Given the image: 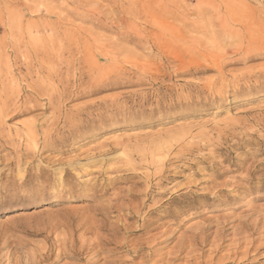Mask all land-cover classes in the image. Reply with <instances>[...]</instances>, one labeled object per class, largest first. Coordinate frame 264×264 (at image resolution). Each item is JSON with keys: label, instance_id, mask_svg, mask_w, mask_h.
<instances>
[{"label": "rangeland", "instance_id": "1", "mask_svg": "<svg viewBox=\"0 0 264 264\" xmlns=\"http://www.w3.org/2000/svg\"><path fill=\"white\" fill-rule=\"evenodd\" d=\"M263 45L264 0H0V264H264Z\"/></svg>", "mask_w": 264, "mask_h": 264}, {"label": "bare ground", "instance_id": "2", "mask_svg": "<svg viewBox=\"0 0 264 264\" xmlns=\"http://www.w3.org/2000/svg\"><path fill=\"white\" fill-rule=\"evenodd\" d=\"M159 9H160V8H159ZM174 16H175V15H174ZM174 16H173V17H174ZM152 17H153V16H152ZM183 17H184V16H183ZM156 21H157V20H156ZM165 21H166V20H165ZM159 22H160V21H159ZM159 26H160V25H159ZM157 27H158V26H157ZM251 30H252V29H251ZM244 31H245V30H244ZM256 31H258V30H256ZM251 32H252V31H251ZM225 33H226V32H225ZM227 33H228V31H227ZM253 33H254V32H253ZM262 33H263V31H262ZM239 34H240V33H239ZM76 35H77V34H76ZM80 35H81V34H80ZM85 35H86V34H85ZM229 35H231V34H229ZM246 35H248V34H246ZM253 35H255V34H253ZM261 35H262V34H261ZM62 36H63V35H62ZM67 36H68V35H67ZM82 36H83V34H82ZM232 36H233V35H232ZM241 36H242V35H241ZM249 36H250V35H249ZM249 36H248V37H249ZM255 36H257V34H256ZM258 36H260V35L258 34ZM258 36H257V37H258ZM56 37H57V34H56ZM77 37H78V36H77ZM226 37H229V36H226ZM234 37H235V36H234ZM85 38H86V37H85ZM85 38H84V39H85ZM88 38H89V37H88ZM229 38H230V37H229ZM229 38H228V39H229ZM239 38H240V37H239ZM244 38H245V37H244ZM254 38H255V37H254ZM74 39H76V38H74ZM223 39H224V38H223ZM240 39H241V38H240ZM262 39H263V37H262ZM61 40H62V39H61ZM65 40H66V39H65ZM78 40L81 41L80 39H78ZM89 40H90V38H89ZM89 40H88V41H89ZM91 40H92V38H91ZM97 40H98V39H97ZM245 40H246V38H245ZM259 40H260V39H259ZM85 41H87V40H85ZM65 42H67V41H65ZM76 42H77V40H76ZM251 42H252V41H251ZM253 42H254V41H253ZM255 42H256V40H255ZM260 42H261V41H260ZM74 43H75V42H74ZM77 43H78V42H77ZM79 43H80V42H79ZM79 43H78V44H79ZM89 43H90V41H89ZM80 44H82V43H80ZM90 44H91V43H90ZM92 44H93V43H92ZM99 44H100V43H99ZM247 44H248V43H247ZM258 44H259V43H258ZM66 45H67V44H66ZM69 45H70V44H69ZM70 46H71V45H70ZM70 46H68V47H70ZM251 46H252V45H251ZM255 46H258V45H255ZM259 46H261V45H259ZM72 47H73V46H72ZM72 47H71V48H72ZM76 47H77V46H76ZM79 47H80V46H79ZM81 47H82V46H81ZM88 47H89V45H88ZM91 47H92V46H91ZM91 47H90V48H91ZM93 47H94V45H93ZM93 47H92V48H93ZM99 47H100V46H99ZM263 47H264V45H263ZM74 49H75V48H74ZM81 49H82V48H81ZM83 49H84V48H83ZM98 49H99V48H98ZM101 49H103V48L101 47ZM244 49H245V48H244ZM95 50H96V49H95ZM238 50H239V49H238ZM238 50H237V51H238ZM256 50H258V48H257ZM77 51H78V50H77ZM77 51H75V52H77ZM97 51H99V50H97ZM103 51H104V49H103ZM260 51H261V50H260ZM263 51H264V49H263ZM70 52H71V51H70ZM99 52H100V51H99ZM68 53H69V52H68ZM72 53H73V51H72ZM104 53H105V52H104ZM244 53H245V52H244ZM257 53H258V52H257ZM77 54H78V53H77ZM88 54H89V53H88ZM92 54H93V53H92ZM96 54H97V53H96ZM237 54H238V53H237ZM242 54H243V53H242ZM258 54H259V53H258ZM260 54H261V53H260ZM71 55H72V54H71ZM71 55H70V58H71ZM86 55H87V54H86ZM234 55H235V54H234ZM254 55H255V54H254ZM262 55H263V54H262ZM57 56H59V55H57ZM109 56H110V55H109ZM243 56H244V55H243ZM245 56H246V55H245ZM59 57H60V56H59ZM72 57H73V56H72ZM95 57H96V56H95ZM49 58H50V57H49ZM56 58H57V57H56ZM67 58H68V57H67ZM86 58H87V57H86ZM89 58H90V57H89ZM93 58H94V57H93ZM104 58H105V57H104ZM107 58H108V57H107ZM111 58H112V57H111ZM58 59H59V58H58ZM74 59H75V58H74ZM94 59H95V58H94ZM244 59H245V58H244ZM92 60H93V59H92ZM95 60H97V59H95ZM64 61H65V59H64ZM64 61H63V62H64ZM70 61H71V60H70ZM88 61H89V60H88ZM56 62H58V61H56ZM67 62H68V61H67ZM47 63H48V62H47ZM49 63H50V62H49ZM92 63H93V62H92ZM169 63H170V61H169ZM172 63H173V62H171V64H172ZM28 64H29V63H28ZM69 64H70V63H69ZM69 64H68V65H69ZM173 64H174V63H173ZM30 65H31V64H30ZM52 65H53V64H52ZM87 65H88V64H87ZM98 65H99V64H98ZM161 65H162V64H161ZM182 65H183V64H182ZM187 65H188V64H187ZM192 65H193V64H192ZM22 66H23V65H22ZM25 66H26V64H25ZM27 66H28V65H27ZM31 66H32V65H31ZM31 66H30V68L32 69ZM163 66H165V65H163ZM163 66H162V67H163ZM167 66H168V65H167ZM198 66H199V65H198ZM28 67H29V66H28ZM50 67H51V66H50ZM52 67H53V66H52ZM68 67H69V66H68ZM73 67L75 68V66H73ZM83 67H84V66H83ZM83 67H82V68H83ZM171 67H173V66H171ZM182 67H183V66H182ZM190 67H192V66H190ZM195 67H196V65H195ZM201 67H202V66H201ZM213 67H214V66H213ZM220 67H221V66H220ZM9 68H10V67H9ZM80 68H81V67H80ZM84 68H85V67H84ZM160 68H161V67H160ZM175 68H176V67H175ZM19 69H20V68H19ZM19 69H18V70H19ZM27 69H28V68H27ZM165 69H166V67H165ZM172 69H173V68H172ZM172 69H171V70H172ZM195 69H196V68H195ZM197 69H199V67H198ZM260 69H261V68H260ZM20 70H21V69H20ZM25 70H26V68H25ZM28 70H29V69H28ZM28 70H27L26 72H28ZM73 70H74V69H73ZM76 70H77V69H76ZM78 70H79V68H78ZM199 70H200V69H199ZM263 70H264V69H263ZM167 71H168V70H167ZM167 71H166V72H167ZM169 71H170V70H169ZM174 71H175V70H174ZM193 71L196 72V71H198V70H194V68H193ZM193 71H191V72L193 73ZM201 71H202V70H201ZM94 72H95V71H94ZM176 72H177V71H176ZM185 72H186V71H185ZM185 72L183 71V73H185ZM219 72H220V71H219ZM80 73H82V72L80 71ZM80 73L78 72L79 75H80ZM85 73H86V70H85ZM172 73H173V71H172ZM187 73H189L188 69H187ZM187 73H186V74H187ZM196 73H197V72H196ZM28 74H29V73H28ZM165 74H166V73H165ZM177 74H178V73H177ZM180 74H181V73H180ZM81 75H82V74H81ZM175 75H176V74H175ZM191 75H192V74H191ZM83 76H84V75H83ZM91 76H92V75H91ZM100 76H101V75H100ZM100 76H99V77H100ZM147 76H148V75H147ZM157 76H158V75H157ZM166 76H167V75H166ZM189 76H190V74H189ZM78 77H79V76H78ZM84 77H85V76H84ZM95 77H96V76H95ZM160 77H161V76H160ZM160 77H159V78H160ZM162 77H163V76H162ZM162 77H161V78H162ZM177 77H178V76H177ZM179 77H180V76H179ZM24 78H25V77H24ZM24 78H23V79H24ZM80 78H81V77H80ZM86 78H87V77H86ZM102 78H103V77H102ZM144 78H145V77H144ZM81 79H82V78H81ZM81 79H80V80H81ZM106 79H108V78H106ZM147 79H148V78H147ZM73 80H74V79H73ZM109 80H110V78H109ZM23 81H24V80H22V82H23ZM25 81H26V80H25ZM103 81H104V80H103ZM112 81H113V80H112ZM112 81H110V83H111ZM122 81H123V80H122ZM143 81H144V79H143ZM145 81H146V80H145ZM158 81H159V80H158ZM107 82H108V81H107ZM148 82H150V81H148ZM66 83H67V82H66ZM69 83H71V82H69ZM77 83H78V80H77ZM80 83H82V82H79V84H80ZM101 83H102V82H100V84H101ZM105 83H106V82H105ZM151 83H152V82H151ZM153 83H155V81H154ZM209 83H210V82H209ZM25 84H26V83H25ZM29 84H30V83H28L27 87L29 86ZM35 84H36V83H35ZM98 84H99V83H98ZM100 84H99V85H100ZM103 84H104V83H103ZM108 84H109V83H108ZM112 84H113V83H112ZM38 85H39V84H38ZM38 85H36V86H38ZM62 85H63V83H62ZM66 85H67V84H66ZM74 85H75V84H74ZM89 85H90V83H89ZM110 85H111V84H110ZM113 85H114V84H113ZM40 86H43V85L40 84ZM48 86H49V85H48ZM70 86H71V85H70ZM95 86H98V85L95 84ZM152 86H153V85H152ZM209 86L211 87V85H209ZM29 87H31V85H30ZM29 87H28V89H29ZM34 87H35V86H34ZM71 87H73V86H71ZM74 87H75V86H74ZM102 87H104V86H102ZM109 87H110V86H109ZM207 87H208V86H207ZM31 88H33V87H31ZM35 88H37V87H35ZM35 88H34V89H35ZM38 88H40V87L38 86ZM42 88H43V87H42ZM44 88H47V87H44ZM44 88H43V89H44ZM65 88H66V87H65ZM65 88H64V89H65ZM80 88H81V86L79 87V89H80ZM99 88H100V87H99ZM204 88H205V87H204ZM40 89H41V88H40ZM40 89H39V90H40ZM48 89H49V88H48ZM69 89H70V88H69ZM69 89H68V90H69ZM88 89H90V88H88ZM96 89H98V87H97ZM208 89H209V88H207V90H208ZM29 90H30V89H29ZM35 90H36V89H35ZM84 90H85V89H84ZM31 91H34V90L32 89ZM36 91L38 92V89H37ZM43 91H44V90H43ZM46 91H47V89H46L44 92H46ZM48 91H49V90H48ZM66 91H67V89H66ZM66 91H65V92H66ZM70 91H71V90H70ZM97 91H98V90H97ZM97 91H94V88H92L91 91L89 90L88 93H89V94H93V93H95V92H97ZM34 92H35V91H34ZM74 92H75V89H74ZM77 92H78V91H77ZM39 93H40V92H39ZM63 93H64V91H63ZM66 93L69 94V91L66 92ZM71 93H73V92H71ZM88 93H87V95H89ZM98 93H99V92H98ZM98 93H97V94H98ZM156 93H157V92H156ZM36 94H37V93H36ZM46 94H47V93H46ZM68 94H66V96H67ZM73 94H74V93H73ZM75 94H76V93H75ZM75 94H74V95H75ZM37 95H38V94H37ZM39 95H40V96H41V95H45V93H44V94H43V93H42V94L40 93ZM70 95H71V94H70ZM80 95H81V94H80ZM83 95H84V94H83ZM33 96H34V95H33ZM40 96H39V97H40ZM45 96H46V95H45ZM47 96H48V95H47ZM47 96H46V97H47ZM60 97H61V96H60ZM70 97H71V96H70ZM73 97H74V96H73ZM80 97H81V96H80ZM80 97H79V98H80ZM82 97H83V96H82ZM25 98H26V97H25ZM30 98H31V97H30ZM48 98H49V97H48ZM74 98H75V97H74ZM8 99H9V98H8ZM22 99H24V98L22 97ZM27 99H28V98H27ZM27 99H26V100H27ZM19 100H20V99H19ZM19 100H18V101H19ZM24 100H25V99H24ZM29 100H30V99H29ZM51 100H52V99H51ZM20 101H21V100H20ZM22 101H23V100H22ZM49 101H50V100H49ZM23 102H24V101H23ZM29 102H30V101L27 100V103H29ZM156 102H157V101H156ZM8 103H9V102H8ZM15 103H16V102H15ZM17 103H18V102H17ZM18 104H19V103H18ZM21 104H22V103H21ZM23 104H24V103H23ZM92 104H93V103H92ZM97 104H99V102H98ZM1 105H2V104H1ZM13 105H15V104H13ZM89 105H90V103H89ZM89 105H88V107H89ZM6 106H9V105H6ZM25 106H27V105H25ZM86 106H87V105H86ZM92 106H93V105H92ZM94 106H95V104H94ZM9 107H10V106H9ZM90 107H91V106H90ZM96 107H97V106H96ZM12 108H14V110L16 109V107H14V106H13ZM19 108H21L20 104H19ZM82 108H83V107H82ZM91 108H92V107H91ZM91 108H90V109H91ZM2 109H3V111H6V110H7V108L5 109L4 107H2ZM2 109H1V110H2ZM4 109H5V110H4ZM25 109L27 110L26 107L24 108V110H25ZM11 110H12V109H11ZM17 110H18V107H17ZM85 110H86V109H85ZM87 110H88V109H87ZM7 111H8V110H7ZM12 111H13V110H12ZM79 111H80V110H79ZM82 111H84V109H83ZM82 111H81V112H82ZM14 112H15V111H14ZM14 112H13V113H14ZM3 113H4V112H3ZM3 113L1 112L0 114H3ZM8 113H9V111H8ZM11 113H12V112H11ZM5 114L8 116L7 113H5ZM5 114H4V116L6 117ZM0 116H1V115H0ZM1 117H2V116H1ZM5 117H4V118H5ZM120 171H121V170H120ZM248 182H249V181H248ZM248 185H249V184H248ZM149 194H151V193H149ZM154 195H155V194H154ZM155 196H156V195H155ZM157 196H158V195H157ZM151 198H152V197H151ZM151 198H150V200H151ZM143 199L145 200L144 197H143ZM147 199H148V197H147ZM152 199H154V198H152ZM157 202H158V201H157ZM161 211H162V209H161ZM136 213H137V212H136ZM134 214H135V212H134ZM136 215H137V214H136ZM136 215H135V216H136ZM137 217H138V216H137ZM138 218H139V217H138ZM142 224H145V223H142ZM142 224H141V225H142ZM143 227H144V225H142V226H141V229H139V231H136V232H139L140 235H143V234H144V229H143ZM134 229H136V226H135ZM137 229H138V228H137ZM134 231H135V230H134ZM220 231L223 232V229L220 230ZM222 232H221V233H222ZM134 233H135V232H134ZM217 233H218V232H217ZM217 233H216V235H219V236H220V234H217ZM223 233H224V232H223ZM216 235H215V236H216ZM221 236H222V235H221ZM140 237H141V236H140ZM205 237H206V236H204V238H205ZM208 237H210V236H208ZM200 238H201V237H200ZM204 238H201V239H204ZM240 238H242V237H240ZM240 238H239V239H240ZM249 238H250V236H249ZM260 238H261V237H260ZM201 239H200V240H201ZM216 239H217V238H216ZM239 239H238V241H239ZM213 240H214V239H213ZM218 240H219V239H218ZM220 240H221V238H220ZM240 240H241V239H240ZM242 240H244V237H243ZM248 240H249V239H248ZM233 241H234V240H233ZM235 241H236V238H235ZM235 241H234V243H235ZM238 241H236V242H238ZM246 241H247V239H246ZM246 241H245V242H246ZM250 241H251V240H250ZM250 241H249V242H250ZM201 242H202V241H201ZM211 242H212V241H211ZM247 242H248V241H247ZM247 242H246V243H247ZM195 243H197V242H195ZM204 243H206V242H204ZM241 243H242V242H240V244H241ZM246 243H242V244L245 245ZM250 243H251V242H250ZM254 243H255V241H254ZM141 244H142V243H141ZM200 244H201V243H200ZM232 244H233V243H232ZM240 244L238 243L237 245L239 246ZM252 244H253V243H252ZM96 245H97V244H96ZM136 245H137V244H136ZM136 245H135V246H136ZM138 245H140V243H139ZM197 245H199V244H197ZM197 245L195 244V246H197ZM201 245L203 246V244H201ZM212 245H213V243H212ZM212 245H211V246H212ZM214 245H215V244H214ZM237 245H233V246L236 247ZM140 246H141V245H140ZM140 246H138V247H140ZM202 246H201V247H202ZM220 246H221L220 244H219V245L216 244V245L214 246L215 249H213L214 251L212 250V252H216V251L218 252V249L220 248ZM229 246H231V245H229ZM229 246H228L227 248H229ZM246 246H247V245H246ZM248 246H249V245H248ZM248 246H247L246 248H248ZM250 246H251V245H250ZM141 247H142V246H141ZM221 247H222V246H221ZM234 247H233V249L235 250L236 248H234ZM239 247H240V246H239ZM210 248H211V247H210ZM133 249L135 250V248H133ZM133 249H131V250H133ZM136 249H137V248H136ZM141 249H142V248H141ZM145 249H146V248H145ZM231 249H232V246H231L230 250H231ZM237 249H238V248H237ZM142 250H143V249H142ZM230 250H229V251H230ZM194 251H195V250H194ZM198 251H199V250H198ZM201 251H202V250H201ZM131 252H133V251H131ZM199 252H200V251H199ZM202 252H203V251H202ZM235 252H236V251H235ZM134 253L137 254L136 251H135ZM218 253H219V252H218ZM228 253H229V252H228ZM230 253H231V252H230ZM232 253H234V252H232ZM232 253H231V254H232ZM192 254H193V250H192ZM197 254L200 256L199 253H197ZM209 254H211V253H209ZM234 254H235V253H234ZM246 254H247V253H245V255H246ZM195 255H196V253H195ZM201 255H202V254H201ZM212 255H213V253H212ZM216 255H217V254H215V256H216ZM245 255H244V256H245ZM134 256H135V255H134ZM136 256H137V255H136ZM213 256H214V255H213ZM213 256H212V257H213ZM215 256H214V257H215ZM231 256H232V255H231ZM200 257H201V256H200ZM212 257H211V258H212ZM228 257H229V255H227V258H228ZM232 257H233V256H232ZM227 258H224V257H223V259H222L223 262H224ZM213 259H214V258H213ZM240 259H241V258H240ZM220 263H221V261H220ZM117 264H118V263H117Z\"/></svg>", "mask_w": 264, "mask_h": 264}]
</instances>
